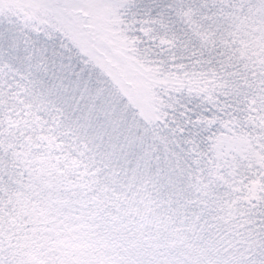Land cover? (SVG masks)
<instances>
[{
  "label": "snow or ice",
  "instance_id": "obj_1",
  "mask_svg": "<svg viewBox=\"0 0 264 264\" xmlns=\"http://www.w3.org/2000/svg\"><path fill=\"white\" fill-rule=\"evenodd\" d=\"M0 264H264V0H0Z\"/></svg>",
  "mask_w": 264,
  "mask_h": 264
}]
</instances>
